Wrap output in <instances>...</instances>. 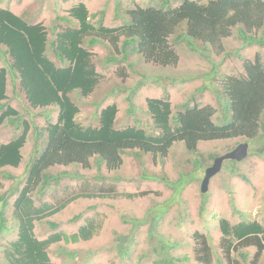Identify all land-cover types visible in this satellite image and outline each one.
<instances>
[{"label": "trees", "instance_id": "obj_1", "mask_svg": "<svg viewBox=\"0 0 264 264\" xmlns=\"http://www.w3.org/2000/svg\"><path fill=\"white\" fill-rule=\"evenodd\" d=\"M177 3L174 7L169 5L168 0H161L159 5L143 7L136 4L132 9L123 11L118 0L115 16L122 18L123 24L114 28L103 23L98 26L91 23L87 6L80 3L68 10V16L58 18L67 26L63 28L55 24L52 28L53 39L49 38V32L42 23H30L11 10L0 7V47L5 48L9 58L7 67L0 68V128L5 123L16 129L23 128L22 133L14 139L0 144V171L20 166L24 158L22 150L30 131V125L8 103V78L14 85L18 82L29 108L58 109L55 123L51 121L50 114L46 115L47 125L42 136L44 149L31 160L24 187H16L9 196L0 198L3 202L0 209L1 236L8 229L6 208L9 199L16 197L12 217L16 222L17 237L5 248L6 264H54L48 252L50 246L58 243L78 245L91 241L98 235L101 226L87 220L75 233L55 232L40 240L35 234V223L57 215L79 199H114L119 196L115 186L109 183L105 186L103 184L107 180L95 176L93 180L102 182V185L95 187V191L73 194L57 204L44 202L36 206L33 194L39 192L43 196L62 177H72L67 172L54 175L50 173L51 169L80 166L84 170H91L94 161L98 169L104 165L108 173H114L122 168L124 153H132L138 158L149 156L156 162L167 159L176 143H182L194 155L200 143L236 139L250 143L263 139L264 59L259 54L254 59L242 61V74L222 79V88L216 91L222 108L219 119L215 120L218 109L212 105L202 106L195 98L192 104L189 101L180 104L175 112L165 91L162 98L146 100L147 113L152 120L148 128L140 125L139 119L136 125L117 128L116 104L98 112L97 126L84 127L77 122L80 108L72 100L71 94L77 92L86 98L99 85L102 76L93 62L94 53L90 48L103 42L111 48L112 56L107 59L109 64H124L136 53L144 62L163 68H176L180 62L171 39L182 25L184 32L177 36V40L186 41L191 49L202 53L207 51L205 46H210L216 55L223 54L224 41L232 37L233 31H237L243 47L258 45L264 48V0H178ZM49 46L55 60L47 54ZM224 56L229 57L230 54ZM220 66L222 63L214 64L206 78L214 80ZM133 107L130 102V109L133 110ZM255 154L264 158L262 152ZM188 161L192 163L191 157ZM193 163L196 168L202 169L204 157L194 159ZM238 163L227 162L233 167ZM187 174H180L176 182L169 181L167 177L161 180L175 194H180L185 185L193 181ZM3 176L13 178L6 173ZM78 177L76 174L73 178ZM148 177L156 178L154 175ZM113 179L120 181L118 176ZM126 197L131 199L135 195L127 194ZM206 203L203 199V206ZM231 206L235 214L241 215L233 199ZM150 218L146 216L142 221L132 222L139 225L149 223L148 239L153 242L157 237L155 222L158 216ZM49 224L56 229V224ZM218 228L221 233L220 255H214L207 236L195 234V259L199 264H264V224L248 220L232 224L227 219H221ZM162 250H155L160 254L155 264H178L175 258L162 253ZM120 253L122 258L128 256L125 249L123 251L121 248Z\"/></svg>", "mask_w": 264, "mask_h": 264}, {"label": "rangeland", "instance_id": "obj_2", "mask_svg": "<svg viewBox=\"0 0 264 264\" xmlns=\"http://www.w3.org/2000/svg\"><path fill=\"white\" fill-rule=\"evenodd\" d=\"M117 1L0 0V7L11 10L30 23H42L49 32V38L53 39L52 28L55 24L63 28L67 26L58 18L68 16V10L80 3L87 6L90 21L94 25L103 23L110 28L122 25L123 19L115 16ZM119 1L123 11L132 9L136 4L148 7L161 3V0ZM177 1L168 0L169 5L174 7L177 6ZM183 32L182 25L171 39L172 46L180 56L176 68H163L146 63L136 53H133L124 64H109L107 59L112 56V52L107 43L103 42L90 48L94 53L93 62L102 78L89 97L84 98L77 92L71 94L72 100L80 108L77 122L84 127L97 126L98 112L108 105L116 104L117 128L136 125L137 119L140 120V125L148 128L152 125V120L147 113L146 100L162 98L165 91L169 94L175 112L180 104L186 101L192 104L195 98L202 106L212 105L218 109L215 120L222 117V108L216 95V91L222 88V79L242 74L244 59H254L257 54L264 59V48L258 45L243 47L237 31H233L232 37L224 41L223 54L216 55L210 46H205L207 51L202 53L191 49L186 41L177 40V36ZM86 48L89 49L88 45ZM47 54L55 60L52 47L49 46ZM227 54L230 56L225 57ZM8 60L5 48L0 47V68L7 67ZM220 63L222 66L218 68L220 72L215 79L206 78L214 64ZM8 80V103L19 112L22 120L30 125V131L22 150L24 158L20 166L0 171L2 185L0 198L9 196L10 191L16 187H24L31 160L44 149L42 136L47 125L46 115L50 114L52 122H56L58 115V109L55 107L29 108L18 82L14 85L10 78ZM201 89L203 90L200 92ZM130 102L134 105L133 110L130 109ZM22 130L23 128L16 129L5 123L0 128V144L14 139ZM242 142L243 139L200 143L194 155H191L182 143H176L167 159H158L156 162L149 156L138 158L132 153H124L122 168L114 173H108L104 165L98 169L94 161L91 170H84L80 166L51 169L50 173L54 175L67 172L72 177H62L58 183L52 184L43 196L39 192L33 194L36 206L44 202L57 204L73 194L95 191L96 186L102 185V182L92 179L95 176H102L107 180L103 185L107 186L109 183L115 186L119 196L114 199L107 197L79 199L57 215L41 223H35V234L40 240L48 238L55 232L72 234L87 220H93L101 226L98 235L91 241L78 245L58 243L50 246L48 252L54 264H155L160 256L155 250L161 252V248L162 253L170 254L178 264H199L195 259L196 233L207 236L214 255H220L221 233L218 227L221 219H227L232 224L241 220L264 224V158L255 154L262 152L264 155V137L260 141L249 143V157L234 166L235 168L227 164L228 161L225 162L221 171L211 179L208 192L201 193V183L207 167L213 164L217 156L235 149ZM200 156L204 157L202 169L196 168L193 163L194 159ZM189 157L192 163L188 161ZM4 173L13 178H5ZM238 173L240 175H237ZM76 174L80 177L73 178ZM180 174L189 175L193 181L185 185L180 194H175L161 178L167 177L169 181L176 182ZM150 175L160 179H151L148 177ZM117 176L120 177V181L113 179ZM127 194H133L135 197L129 199L126 197ZM15 199L16 197L10 198L6 208L8 229L0 236V264H6L5 248L17 237V226L12 217ZM203 199L207 201L204 207ZM232 199L241 215L233 212ZM2 204L0 201V209ZM146 216L151 217L150 219L158 216L155 222L157 237L153 242L148 239L149 223L139 225L132 222L142 221ZM49 223L56 224V229H52ZM121 248L127 251L125 254L127 257L122 258ZM74 254L76 257H72Z\"/></svg>", "mask_w": 264, "mask_h": 264}, {"label": "water", "instance_id": "obj_3", "mask_svg": "<svg viewBox=\"0 0 264 264\" xmlns=\"http://www.w3.org/2000/svg\"><path fill=\"white\" fill-rule=\"evenodd\" d=\"M249 156V143L242 142L235 149L220 155L214 159L213 164L205 171V176L201 184L202 193H207L209 190L210 180L216 176L222 169L224 162L236 161L242 162Z\"/></svg>", "mask_w": 264, "mask_h": 264}, {"label": "clouds", "instance_id": "obj_4", "mask_svg": "<svg viewBox=\"0 0 264 264\" xmlns=\"http://www.w3.org/2000/svg\"><path fill=\"white\" fill-rule=\"evenodd\" d=\"M58 116V115H57ZM53 123H55V122H53ZM220 156V155H219ZM218 157V156H217ZM214 162V161H213ZM227 162V161H226ZM225 163V162H224ZM210 167V166H209ZM208 168V167H207ZM203 181V180H202ZM211 181V180H210ZM202 184V183H201ZM210 185V184H209ZM201 193H202V191H201ZM202 194H206V193H202ZM204 207V206H203Z\"/></svg>", "mask_w": 264, "mask_h": 264}]
</instances>
